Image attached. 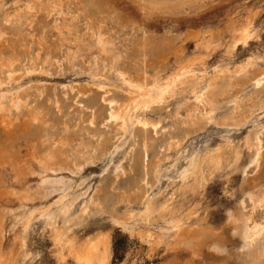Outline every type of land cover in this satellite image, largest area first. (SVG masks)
I'll return each instance as SVG.
<instances>
[{"label":"rangeland","instance_id":"obj_1","mask_svg":"<svg viewBox=\"0 0 264 264\" xmlns=\"http://www.w3.org/2000/svg\"><path fill=\"white\" fill-rule=\"evenodd\" d=\"M64 1L66 6L63 3L61 8L50 9L47 0H0V25L6 27L0 39V53L20 57L11 69L13 77L19 80L0 75L1 99L7 107L10 94L16 93L22 105L8 113L11 128L0 124V260L3 254H9L8 260L0 264H78L66 249L61 252L62 261L58 259L50 226L36 216L38 210L48 208L56 216V226L59 223L62 226L60 200L62 204H70L67 219L72 221L63 225L69 229L68 236L79 242L98 232L107 233L108 264H243L238 252L239 236L225 224L229 222L228 213L248 214L256 222L264 218V203L251 209L245 196L248 183L259 168L249 163L251 156L243 147L245 136L253 138L256 134L261 141L260 153L264 152V74L244 77L235 75V70L246 61L252 62L250 71L264 69V0H168L144 14L132 0H117L120 20L115 14L103 16V22L95 16L109 58L130 76L141 74L142 59L146 61L148 75L158 72L163 78L175 70L179 56L189 61L200 58L191 67L185 83L177 86L172 95L167 94L162 104L137 109L131 127L122 136L118 123L114 122L117 127L111 129V120L105 116L108 101L127 94L125 86L108 65L101 69L99 62L94 70L92 62L98 54L95 47H89L92 38L83 24L80 0ZM32 2H39L38 6L24 12L25 4ZM6 13L23 15L21 20L8 23L3 19ZM248 19L251 38L249 35L248 40L231 47L233 36L229 26L238 27ZM142 41L150 47L139 49ZM76 46L80 50L72 59L69 53ZM32 61H37L42 71L30 67ZM105 63L108 64V59ZM215 70L224 74L215 80L216 84L221 85L228 74L236 84L233 88L219 87L213 111L193 126L187 122V113L191 110L197 115L195 108H201L203 103H196L198 100L189 86H205ZM224 89L227 91L223 92ZM33 110L41 114V122L30 121ZM97 111L102 112L100 116ZM230 117L235 119L232 121ZM143 121H147L146 126L140 124ZM57 138H65L66 142L56 144ZM174 140L177 144L168 146ZM143 142L147 145L144 156ZM216 145H227L226 151L231 146L239 148L235 167L222 163L208 179L200 181L202 190L200 187L185 190L192 179L181 182L177 172L191 155ZM29 147L33 148L28 150ZM49 151L57 157L56 171H45L39 165L38 159ZM157 163L160 173L155 179L153 165ZM46 180L55 181L58 188H43ZM144 191L156 205L167 200L168 207L181 206L183 211L194 207L196 215L186 224L207 216L204 218L215 230L224 231L225 247L210 246L206 251L203 248L194 256L184 253L173 240L168 241L160 219L146 226L133 218L127 229L114 224L112 210L123 217L129 211L134 215L141 211L139 199ZM20 215L29 217L24 228ZM132 224L135 230L130 233L128 227ZM137 230L154 233L159 230L164 238L153 245L137 237Z\"/></svg>","mask_w":264,"mask_h":264},{"label":"bare ground","instance_id":"obj_2","mask_svg":"<svg viewBox=\"0 0 264 264\" xmlns=\"http://www.w3.org/2000/svg\"><path fill=\"white\" fill-rule=\"evenodd\" d=\"M115 1H117V0H80L79 2H80L81 10L84 12L85 21L83 19V21H84L83 24L85 26V29L89 30V32L91 34V38H92V40H91L92 44L89 47H91V48L95 47L96 52L98 54L94 58V61L92 62L94 70H97L96 65L99 62L101 64V69H103L106 65H108L110 69H114L115 77L118 79V81L121 82V84L123 86H125V89H126V92H125V90H124V92L127 94L124 95V97L122 99L108 101L109 107L107 109L108 110L107 115L105 116L108 120H111L112 125L109 124L111 129H116V127H117V126L115 127L114 122L118 123L117 128L121 131V136H122L131 127V124H132V121L134 119V115L136 113V110L143 108V107H147L149 105H153V103H154V105L156 103L159 104L165 100V98H166L165 96L167 94L172 95V92H174V90L177 88V86L185 83V78L192 71L191 67L193 65H195V61L197 59H200V58L194 57V58H192L193 60L189 61L187 59H182L181 56H179V61L177 62L178 64H177V67L175 68V70L174 71L172 70L168 75H165V77H163V78H160V76L158 75V72H155L152 76L148 75L146 73V70H145L146 69L145 68L146 67V61H144L143 59L140 62L141 63L140 64L141 65L140 66L141 74L139 76H136V77L130 76L129 74H127L124 71L117 68L115 66V62H113L112 59L109 58L110 55L108 56V52L106 51V49L104 47V45H106V44H103L101 41L102 39L98 33V31H99L98 29L100 26L96 22H94L95 21L94 19L97 16L100 17L101 22H103L101 19L103 16L110 15L112 17L113 16L112 14H115L117 16V18L120 20L122 17L120 18V15H118L119 10L116 9ZM132 1L137 3L138 6H140V9L143 10V14H144L145 12L150 13L152 11V9L158 7L159 5L162 4V2L165 3L168 0H132ZM47 2H48L47 4L50 7V9H54L55 7L61 8V4H63L65 1L64 0H47ZM38 3L39 2H37V3L32 2V3L25 4V6L23 7V8H25L24 12L28 13L29 11L34 10L38 6L37 5ZM65 4L66 3H64V5ZM63 9H65V8L63 7ZM20 10L21 9H19V11ZM89 10H91L90 12H92L93 14H91L89 12ZM21 15H23V14L15 13L12 16H9V14L6 13V16L3 19L5 22L12 23V22H16V21L21 20L20 19ZM71 15L73 16L74 12H73V14L71 13ZM250 16H249V18H250ZM62 18H64V17H62ZM73 18H75V16H73ZM92 21L94 23L93 26H91ZM250 22L251 21L248 19V20H246V23L241 24L240 26L238 25V27L237 26L234 27L233 24H231V26H229V28H230L229 32H232L231 34L233 36V41H232L231 47H233L235 45V43L237 44L238 41L245 42V40L249 37V35H250ZM102 25H104V24H102ZM5 30H6V27L4 25L3 26L0 25V39L3 38L2 36L6 33ZM66 31H67V35L70 36L71 28L66 29ZM111 33H112V31H111ZM234 35H236V37ZM249 38H251V35ZM146 47H150V44L146 45V42H145V44H143V41H142L140 43L139 49L146 48ZM79 50H80V47L76 46L75 49L72 50L71 53H69L71 55V57H73L72 59L75 58V53ZM173 52H174V50H173ZM66 53H67V51H66ZM103 56H108V58H106V59H108V64L105 63L106 59ZM162 57L165 58V56H162ZM18 58L20 59V57L5 56V55L0 53V75L2 73H4L7 77V79H9V80H10V78H14L12 73H11V71H12L11 69L13 67L14 62H16L18 60ZM164 58H163V60H164ZM160 59H162V58H160ZM36 60H38V59H36ZM81 60H82L81 62L84 63L83 59H81ZM45 61H47V60H45ZM28 62H29V60H28ZM248 62L249 61H246L241 66H238L236 68V70L234 69L235 75L242 74V76L247 77L249 74H253V76L258 77V76L264 74V69L263 70L256 69V70L250 71L249 69L252 67V62L251 63H248ZM30 67H32L33 69H35V68L39 69L38 62L32 61L30 63ZM89 68H90V66H89ZM90 69H92V67ZM39 70L42 71V69H39ZM16 73H17V71H16ZM96 74L97 73H93V75H96ZM214 74L215 75H213V77H211L207 81L205 86L199 87V86H196L195 84L189 86L191 89L190 92H192L194 94L196 100H198V102H196V103L197 104L201 103V102L203 103V106L201 108H195V109H198L197 115L194 112H192L191 110L188 111V113H187V117H186L187 122L193 124V126H194V124H197L198 120H200L202 117L206 118V116L213 111L214 107L217 104L215 101V97L217 96L216 90L219 87L223 86L225 88H229V87L233 88L234 85L236 84V80L233 82L230 81L231 76L228 74L226 76V78H224V81L221 83V85H218V84H216L215 80L217 78H223L224 74L222 73L221 70H215ZM190 76L193 77L194 75H190ZM17 78L18 77H15L14 79L19 80ZM254 80H256V79H254ZM100 87H101V85H100ZM102 88H103V86H102ZM184 91H185V89L183 88L182 92H184ZM226 91L227 90L224 89L223 92H226ZM1 93H3V92H1ZM1 93H0V124H5L6 125L5 127H7L9 129V128H11V126H9V124L10 123L12 124V122L9 118L8 113L12 108H13V110L15 109V111L18 110L17 108L19 107L20 101H19V99H17V96L15 95L16 93L10 94V97H9L10 104H9V106L4 107V103L1 99V97H3V95ZM6 93H9V92H5L4 94L6 95ZM38 94L40 95V92ZM63 94H61V95L63 96ZM195 101H194V103H195ZM101 102L103 103V101H101ZM197 104H196V106H197ZM253 105H255V104H253ZM21 107H22V105H21ZM183 112H185V111H183ZM101 113L102 112L98 113V111H97V115L100 116ZM90 116H91V114H90ZM42 119L43 118L38 111H34V110L31 111L30 121H40L41 122ZM229 119L233 121L235 118L230 117ZM138 121H139V119L136 122H138ZM146 123H147V121H143L140 124L141 125L143 124L146 126ZM21 124L23 125V123H21ZM232 124H234V123H232ZM149 125H154V124L150 123ZM156 125H159V124L156 123ZM64 127H67V126L64 125ZM27 128L30 130V128H31L30 125H27ZM62 130L65 131L66 129L63 128ZM152 130L154 132L153 128H152ZM143 131H145V130H143ZM56 140H57V142L54 141L56 144L58 142H60V143L66 142L65 138L64 139L63 138L62 139L57 138ZM31 142H33V141H31ZM260 142H259L256 134L253 138H251L250 135H246L244 140H243V147L248 151V153L251 156V159H249V163L255 164V167L259 168L257 175L255 177H252V179H250V182L248 183V186H247V190L245 191V196L247 197V200L250 203V205H252V208L250 207L251 209H253L255 207H260L264 203V152L260 153V148H262V147H260ZM262 142H264V141H262ZM174 144H177V140H174V142H169L168 146H171ZM30 146H32V145H30ZM142 146H143L142 156H144V154L146 152L147 145L145 142H143ZM30 148L32 149L33 147H29L28 150H30ZM226 148H227V145H216L214 147H209V148L204 149L201 153H195V154L190 156V158L187 160V164L182 169H180L176 174V177H178L181 182H183L187 178L192 179L191 183H189L185 187V190L195 191L199 187H200L199 189H201L200 181L202 179H208L214 171H216L218 168H220L222 163H224L226 167L231 165V164H234L233 166L235 167V164H236L237 160L239 159L240 150L238 147L234 148L233 146L230 147L229 151H226L225 150ZM8 158H10V157H8ZM88 158H90V156ZM26 160H28V159H26ZM28 162L30 163L29 160H28ZM36 162H37V160H36ZM38 162H39V165L41 166V168L43 170H45V171L46 170H48V171H52V170L54 171L55 170L56 171V167L54 168V165L57 164L58 162H57L56 155L52 151H49V153H46V155H42L38 159ZM71 164H72V162H71ZM57 165L59 167V164H57ZM16 166H17V163H16ZM153 168H154V171H153L154 178L157 179L159 177V173H160V169H158L159 168L158 163L154 164ZM20 170H21V168L19 169V171ZM25 170H26V168H25ZM26 173H28V172H26ZM201 183H203V182H201ZM43 184H44L43 188H45V189L53 188V187H55L54 189L58 188L57 187L58 183H55V181L46 180V182H43ZM135 191H136V189H135ZM192 194H194V192ZM196 194H198V192ZM22 198L23 197H21V199ZM124 198H127V200L129 199L127 196H125ZM121 199H123V198H121ZM133 200H134V198H133ZM139 202L142 205V209L140 212L136 213L135 215L131 214L130 211L128 210L129 212L127 211L128 213H126V214L124 213L125 216L123 217V216H119V215L115 214V212L112 210L111 216H114L112 218V222L114 224L120 225L123 229H127L128 221L133 219V218H135L136 220H139L140 222H144L146 224V226H148V224L151 221H155L156 219H160L161 221H163L164 230H166L168 233V235H167L168 241L173 240V243L175 242V244L178 245L177 247L180 246V248H183L184 253H185V251H187V254H191L194 256L199 255L202 252L203 248H205V251H206V249H208V247H210V246H212L213 248H224L225 247L224 235H223L224 231L215 230L213 225L210 224L208 221H206V219L204 218L207 216L204 215V217L202 216L203 218L195 219V222L194 221H193L194 223L192 222L193 224H186V221L188 219H190V217L192 215H196L195 214L196 210L194 207H190V208H188V210L183 211L181 209V206H179L177 208L168 207V205L166 204L167 200L156 205L155 201H153L151 198L147 197V195L145 194V191H144L143 195L140 197ZM240 202H241V200H240ZM60 206L61 207H60L59 213H60V216L64 219L62 222V226H59L60 223L58 226H56V216H54V214L51 213L48 208L40 209L36 212V216L43 218L44 223L46 225H49L51 228V231H52L51 235H52L53 243L56 246V251L58 253V259H60V261H62L61 259L63 257V254L61 252H62V250L65 251V249H66V253L68 252V254L71 255L72 258L74 259V261L77 262L78 264H108L109 263V257H110V251H109V238H108L107 233L105 234L104 232L103 233L98 232L95 235L85 237L84 239L80 240L79 242L76 241V239L73 236L67 235L69 232V229L67 227L63 226L66 223L72 221L70 219H67L69 217L68 212L70 209V204H62V201L60 200ZM250 208H248V209H250ZM184 209H186V208H184ZM81 212L82 213L85 212L84 207L81 209ZM22 216L23 215H20L21 220H22L21 225H22V228H24L25 224L28 222L29 217H27L25 219V217H22ZM227 220L229 221V222H227L228 224L227 223L226 224L224 223V224L228 225L229 230H232V232H235L239 236L241 245L238 248L239 249L238 252H239V255H242V263L243 264H264V218L261 222H256V221L252 220L248 214L245 215L244 213H228ZM128 229L130 230V233H132L135 230V226L133 224L129 225ZM135 232L137 233L136 234L137 237H139L142 240H145L147 243H150L153 245L159 244L160 242H162V240L164 238L163 234L159 230H158V233H154L151 230H146L145 232L137 230ZM171 242H169L168 246H170ZM19 244L20 245L22 244L21 241H19ZM172 250H174V249H172ZM3 255H4L3 260L2 261L0 260L1 263H5L9 258L8 253L3 254ZM0 259H1V256H0ZM178 261H176L174 263H177Z\"/></svg>","mask_w":264,"mask_h":264}]
</instances>
